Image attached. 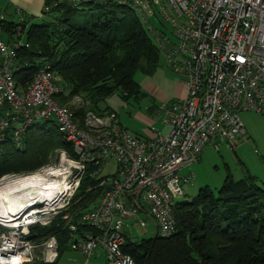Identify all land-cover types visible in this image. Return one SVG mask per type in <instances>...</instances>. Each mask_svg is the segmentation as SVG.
I'll return each mask as SVG.
<instances>
[{
    "label": "built area",
    "instance_id": "1",
    "mask_svg": "<svg viewBox=\"0 0 264 264\" xmlns=\"http://www.w3.org/2000/svg\"><path fill=\"white\" fill-rule=\"evenodd\" d=\"M125 1L141 16L157 10L172 27L179 44H170L166 61L185 77L187 96L160 106L167 134L157 131L149 140L141 139L121 127L113 113H89L79 120L59 105L60 79L49 68L28 86L17 84L18 50L28 45L0 40V139L10 132L19 148L30 126L54 120L72 148V153L58 151L49 166L0 178V264L57 261V238L35 241L31 229L59 218L69 222L87 174L104 192L93 208L77 216L93 231L80 234L76 225L70 226L71 250L87 258L104 250L107 264H136L123 251L131 238L129 223L146 216L139 227L147 231L149 220L156 237L174 236L175 205L185 196L184 185L194 180L193 174L182 176L181 169L199 162L208 145L231 146L247 135L239 113L264 115V0ZM23 26L20 19L14 35L19 40L26 32ZM110 159L116 161L117 173L102 177ZM29 190L35 193L29 195ZM13 194L20 196V212L7 202Z\"/></svg>",
    "mask_w": 264,
    "mask_h": 264
},
{
    "label": "trees",
    "instance_id": "2",
    "mask_svg": "<svg viewBox=\"0 0 264 264\" xmlns=\"http://www.w3.org/2000/svg\"><path fill=\"white\" fill-rule=\"evenodd\" d=\"M44 5L41 23L24 18L28 47L18 50L17 84L28 86L49 68L60 79L57 103L79 120L89 113H114L99 105L117 93L125 101L146 96L135 76L153 75L161 61V49L143 26L142 19L149 24V17L125 0H46ZM17 25L0 20V31L12 38ZM56 129L49 120L26 130L19 148L10 134L0 140V178L49 166L58 151L72 153ZM98 183L87 174L69 210L71 220L32 228L35 241L56 237L60 258L72 251V224L80 234L93 231L77 216L99 202L104 190ZM174 216V236L141 243L127 238L124 253L136 264H264V184L250 173L239 180L228 174L217 191L201 188L190 202L175 205Z\"/></svg>",
    "mask_w": 264,
    "mask_h": 264
},
{
    "label": "rangeland",
    "instance_id": "3",
    "mask_svg": "<svg viewBox=\"0 0 264 264\" xmlns=\"http://www.w3.org/2000/svg\"><path fill=\"white\" fill-rule=\"evenodd\" d=\"M149 19V24L142 19L143 26L149 31L156 46L161 49V61L159 62L158 70L153 75L145 76L137 73L135 76L136 82L142 86L141 89L145 93L147 92L144 89L146 82H156L161 87L164 86L165 82H170L169 76H173L174 72L166 62V53L171 45L176 46L179 44L178 37L160 12L154 10V15H149ZM41 21L42 19H34L33 23H41ZM12 38L16 45L18 43L22 45L26 43V34L20 40L17 36ZM0 40L6 43L9 38L6 33L0 34ZM145 95L144 98L142 97L138 100L132 98L129 101H125L121 94L117 93L106 102H102L99 107L101 109L109 108L114 111L116 122L121 127L132 135L141 137V129L139 128L142 125L138 121L137 113H146L145 109L149 103V96ZM75 103L76 101L73 104ZM238 117L247 135L231 146L226 143L218 144L217 146L208 145L204 148L199 162L181 169L180 174L182 176L193 174L194 180L191 184L184 185L185 196L179 202H190L198 194L199 190L204 187H210L217 191L223 186L228 174L232 175L235 180H239L250 173L258 179L260 184H264V115L255 112H241ZM116 164L115 160H108L102 167L101 176L112 178L117 173L118 166ZM144 218L146 216L140 217V219ZM140 219H137V222L129 223V235L135 243H141L143 240L156 237L152 222L146 220L148 229L145 231L138 225ZM100 252L101 254L97 258L91 257L87 262L85 256L75 251H68L61 256L56 264H102L101 260L106 258V252L104 250Z\"/></svg>",
    "mask_w": 264,
    "mask_h": 264
},
{
    "label": "crops",
    "instance_id": "4",
    "mask_svg": "<svg viewBox=\"0 0 264 264\" xmlns=\"http://www.w3.org/2000/svg\"><path fill=\"white\" fill-rule=\"evenodd\" d=\"M45 3L46 0H0V16H3V20L12 23H18L20 19L24 20L26 17L29 18L28 20L33 22L34 19H41L42 12L45 8ZM5 33L6 32L2 31L0 34ZM6 35L9 38V41L6 43H13V38H10L8 34ZM17 64L18 61L16 62V66ZM169 80L170 82H165L164 86L162 87L156 82H146L144 89H146V94L149 96V103L146 105L145 109L147 114L137 113L138 121L142 125V127L139 128L141 129V139L149 140L157 131L161 132L162 134H167L170 128L164 122L166 118L159 110L160 106L164 104H171V102H174L178 99H184L187 96V87L185 84V77L183 75L173 73V76H169ZM43 122L46 121L36 123L30 126L28 129L33 128ZM8 134H10V132L7 133V135ZM6 137L4 139H6ZM100 254L101 252L99 251L92 257L97 258ZM59 259L60 257L58 256L56 262H58ZM89 260L90 258H87V262ZM101 261L102 264H107V257Z\"/></svg>",
    "mask_w": 264,
    "mask_h": 264
},
{
    "label": "bare ground",
    "instance_id": "5",
    "mask_svg": "<svg viewBox=\"0 0 264 264\" xmlns=\"http://www.w3.org/2000/svg\"><path fill=\"white\" fill-rule=\"evenodd\" d=\"M28 192H29L28 193L29 195L35 193L34 190H29ZM19 199H20V196L15 197L14 194H13V195H11V196L8 197V201H7L8 204L11 205L13 208L18 209V212L21 211L19 207L22 204V202H18Z\"/></svg>",
    "mask_w": 264,
    "mask_h": 264
},
{
    "label": "water",
    "instance_id": "6",
    "mask_svg": "<svg viewBox=\"0 0 264 264\" xmlns=\"http://www.w3.org/2000/svg\"><path fill=\"white\" fill-rule=\"evenodd\" d=\"M30 239H34V237H30Z\"/></svg>",
    "mask_w": 264,
    "mask_h": 264
}]
</instances>
